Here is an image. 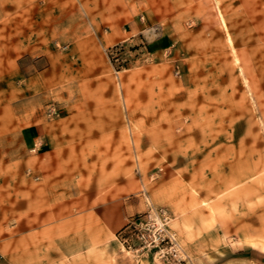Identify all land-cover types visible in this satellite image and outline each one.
Listing matches in <instances>:
<instances>
[{
  "label": "rangeland",
  "instance_id": "rangeland-1",
  "mask_svg": "<svg viewBox=\"0 0 264 264\" xmlns=\"http://www.w3.org/2000/svg\"><path fill=\"white\" fill-rule=\"evenodd\" d=\"M123 4L0 0L1 264H264V0Z\"/></svg>",
  "mask_w": 264,
  "mask_h": 264
},
{
  "label": "built area",
  "instance_id": "built-area-1",
  "mask_svg": "<svg viewBox=\"0 0 264 264\" xmlns=\"http://www.w3.org/2000/svg\"><path fill=\"white\" fill-rule=\"evenodd\" d=\"M166 222L164 212L149 213L128 226V239L134 237L135 245L140 251L151 252L168 264H178L185 260V254L174 235L168 232ZM123 243L127 244V239ZM2 260L3 256L0 254V264Z\"/></svg>",
  "mask_w": 264,
  "mask_h": 264
},
{
  "label": "crops",
  "instance_id": "crops-1",
  "mask_svg": "<svg viewBox=\"0 0 264 264\" xmlns=\"http://www.w3.org/2000/svg\"><path fill=\"white\" fill-rule=\"evenodd\" d=\"M123 5L128 9L131 16H136L138 14L137 7L141 6L140 0H124Z\"/></svg>",
  "mask_w": 264,
  "mask_h": 264
},
{
  "label": "bare ground",
  "instance_id": "bare-ground-1",
  "mask_svg": "<svg viewBox=\"0 0 264 264\" xmlns=\"http://www.w3.org/2000/svg\"><path fill=\"white\" fill-rule=\"evenodd\" d=\"M178 244H179V242H178ZM180 245V244H179ZM180 247H181V245H180ZM182 249V248H181ZM183 251V250H182Z\"/></svg>",
  "mask_w": 264,
  "mask_h": 264
}]
</instances>
